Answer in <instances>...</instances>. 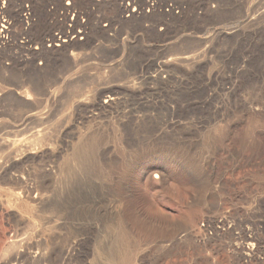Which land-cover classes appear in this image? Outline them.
I'll list each match as a JSON object with an SVG mask.
<instances>
[{"label": "rangeland", "instance_id": "obj_1", "mask_svg": "<svg viewBox=\"0 0 264 264\" xmlns=\"http://www.w3.org/2000/svg\"><path fill=\"white\" fill-rule=\"evenodd\" d=\"M44 2L47 0H15L14 6H6L10 33L0 36V88L9 79L29 81L28 76L19 75L26 61L34 69L46 66L50 80L60 70L64 77L88 74L94 80L85 88L82 100L91 99L97 90L116 93L119 109L132 110L133 117L142 120L133 128L137 136L159 137L151 148L152 157L144 158L141 148L131 151L117 145L116 127L109 123L101 142L91 150L73 140L80 149L68 152L72 162L62 172L55 170L43 181L35 167L19 171L24 180L29 182L30 177L33 185L40 186L46 204H60L69 222L79 220L90 239L87 262L119 264L128 246L138 245L141 251L130 264H263L264 0H94L89 9L87 0H52L48 12L74 8L67 16L58 10L60 16L45 25L53 27L52 35L65 30L70 38L75 37L66 53L47 42L42 47L33 43L30 38L37 35L38 28L31 30L32 37L21 35L26 11L29 9L35 23L33 8ZM133 12L138 14L136 19L131 17ZM236 27L239 32L231 36H213L214 31ZM52 49L58 52L57 63L48 66ZM63 53L74 62V68L66 65ZM185 56L193 57L170 67L163 82L149 86L134 80L141 64L151 72L152 63ZM56 85L53 89L62 92ZM74 89L69 86L62 93L51 122L78 100ZM38 103L31 105L42 114L47 105ZM0 110L17 121L29 109L2 101ZM6 121L7 117L0 119L1 166L12 156L1 145L4 138L26 142L20 123L11 128ZM104 145L115 146V163L107 161V156L97 159V149ZM189 147L194 149L189 153L191 168H185L187 171L176 169L160 156L162 149ZM0 190L5 201L9 200L6 193L20 192L8 181L2 182ZM9 204L4 202V210L0 207V231L5 239L10 223L5 222L4 212ZM137 213L181 224L189 233L171 245L164 233L142 228L139 217L135 221ZM35 214H26L34 223L27 230L22 228L25 232L21 230L20 237L25 239L21 242L29 246L38 241L46 264H62L61 238L73 225L57 231ZM248 244L254 246L251 257L242 251ZM22 260L27 262V257ZM65 264H76V260L67 259Z\"/></svg>", "mask_w": 264, "mask_h": 264}, {"label": "bare ground", "instance_id": "obj_2", "mask_svg": "<svg viewBox=\"0 0 264 264\" xmlns=\"http://www.w3.org/2000/svg\"><path fill=\"white\" fill-rule=\"evenodd\" d=\"M14 1L15 0H0V36H2L3 34L6 35L10 33V26L8 24V21L5 20V14H6V11L8 10L6 9V6L10 5L11 3L14 6V3H13ZM51 1L52 0H47V2H44L43 5L40 4L33 8L34 15L36 17L35 23H32L29 9L26 11L25 20L28 24H26L25 22V26L23 30L21 31V35L23 36L30 35L32 37L31 30L33 28L35 29L38 28L37 35L35 37L30 38V40L34 41L33 43L35 44L37 43L42 47L44 42H47L49 44V47L52 48L53 46H55L57 48H63L64 52L66 53V51L70 49L71 47H73V45L75 44L74 42L75 37L70 38L69 35L71 33L66 32L65 30H60L59 36L52 35L51 29H53V27H49L47 29L45 25L48 24V21H51V20L55 21L54 19H56L57 16H60L57 14L58 10H63L62 14L67 16L66 14L73 12L74 8L66 7L64 9L62 7H59V9H57L56 11L54 10V12L53 11L48 12L46 11V8ZM92 6H94V0H87L86 8L89 9ZM123 10L124 12H127L128 7H125ZM137 16H138L137 13L133 12L131 14L132 18L136 19ZM243 18L245 22H249L250 20V18L247 16H244ZM95 22H98V21H95ZM245 22L240 24V27H239L240 31L242 28L241 25L245 24ZM239 28L236 27L235 30L228 29V30L214 31L213 36L215 37L222 36L223 38L228 37L229 35L231 36L234 33H238ZM79 33L81 34L80 31ZM48 53L50 54L47 59L48 66H53L57 63V59L55 55L58 52L52 49ZM65 53L63 54L65 56L64 61L67 63L66 65H69L72 67L75 66L73 64L74 62L70 63ZM186 56L177 57V58L169 57L170 59H165V60L158 61L156 63H152L151 72H149L146 69L147 68L146 64L145 65L141 64V67H139L140 71L135 72L134 80L136 81L141 80V81L148 82L146 84L149 86L152 85L153 82H157V81L163 82L164 79L166 78L167 71L170 67L182 64L183 62H186L191 57H193V56L191 57H186ZM193 59H195V57ZM23 65H24L23 70H21L19 75L22 74V75L28 76L29 81L25 82L18 78L11 79V80L9 79V80H6V83L4 84V86L0 88V103L2 101H7V102L15 103L17 105H20V106H23L24 108L26 107L27 109H29L27 110L28 112L26 116L20 119L18 118L19 120L17 121H15L11 117V115L7 114L8 112L5 113L4 111L0 110V119L7 117V121H6L7 124H5L6 126L10 125L11 128H14V125L19 122L21 132H23L26 135L25 136L26 142L25 143L22 142L24 144L20 142L21 145H19L20 143H17V140L9 141L8 138H4V140H2V143H1V145L9 149L8 154L10 151L12 153V156H10L7 159L4 165L3 164L2 166L0 165V185L4 181L11 182L19 188L20 192L17 193L16 195L12 194V196H10L11 194L8 195V193L5 192L6 196L9 197V200L8 199L6 200H8L10 204L8 205V208L5 209V212L4 211L3 212L6 213L5 222L7 221L8 223H10L9 224L10 226L8 227L9 228L8 237L6 239L2 235V231H0V264H46V261H44L43 260L44 258H42V252L37 247L39 246V244L36 245V242L38 241L30 245L28 244L29 246L21 242V240L24 241L25 239V238L22 239V236L20 237L21 230H24L22 228L23 227L29 228L30 227L29 225L34 223V222H31V218L32 219L34 218L33 217L30 218L26 216V214H33L34 216L35 213H36L35 216L37 215L38 218H41L43 220V222L41 221L42 223L46 225H48L49 223H52L54 225L53 228L56 229L57 231H61L62 228H66L67 224L69 223L73 225V229H71L68 233L63 234L64 237L61 238V242L63 244L62 264H65V261L67 259H72V258L76 260V264H89V262H87L86 255L89 250V246H90L89 240L90 239L87 236V234L82 230V225L79 222V220L72 219L73 221L70 220L69 222V218H68L69 216L65 212L64 208L60 206V204L57 206L54 204H46V199H47L46 194L41 190L40 186L33 185L32 184L33 179L31 181L30 177H29V182H27L28 179L24 180V178L21 177L23 176L21 175L22 173H19V171L21 170L23 171L24 167H30V168L35 167L36 170L38 169L37 171L39 173L38 175L39 179L42 178L43 181L47 179V177H49L55 170L62 172L63 170L66 169V167H68V164L72 162V160H70L71 159L70 155L72 154L69 155L68 152L71 151L73 153L77 147L76 145L80 143L82 144V146L80 147L86 148V151L87 149L91 150L95 148L94 146L95 143L96 142L100 143L102 138L106 134V130L108 129L109 123H113L116 127V130L118 133V135L115 138L116 144L122 145L123 147L131 151H136L137 149L141 148V150L143 149L142 151L144 152L143 153L144 158L152 157L151 156L152 153H150L151 148L159 137L155 136V138H152L153 136L150 137L148 134H146V136H141V138L137 136V133L133 131V128L137 125H141L142 120L138 118L135 119L133 117L135 112L133 113L132 110L124 111L123 108H121L122 110L119 109L118 105L120 104L119 103L120 97L116 93H108V92L97 90L93 93V96H91L92 97L91 99L82 100L84 93L87 90L85 88L87 87L89 83H92L91 80H94V79H90L88 74L79 73V74H76L70 77H64L62 76L64 73H62V71L60 70L56 73L53 79L51 78L50 80L46 78V75L50 74L46 66H45L46 69L45 68L44 69H41V68L34 69L32 68L33 66L31 67L32 64L28 63L27 61ZM135 83H134V86H135ZM56 84L60 85V87L63 90L62 92L61 90L59 91V89H58L59 92H56L53 89V86ZM69 86L76 87V89H74L75 91L73 92H75V97H77L78 100L72 103L71 106L67 108V110L64 109L65 113L63 115L62 113L61 114L59 113L61 116L57 117L56 120L51 122V119L53 118L54 114L56 115V110H58L57 105L60 104L59 101L62 98L61 95L62 93H64V91H66V89L68 90ZM84 97L86 98V96ZM37 101L39 103L40 102L43 103V105L44 104L47 105L46 111L42 114H40L37 111V108L35 109L31 105L33 102H35L36 104ZM67 102L69 104V101ZM65 103H66V100H65ZM36 107L39 108V106H36ZM60 110L62 111L63 108ZM112 117H113V121L112 119H110ZM32 118H35V119L31 120ZM169 125L176 126L175 124H169ZM16 132L18 131L16 130ZM5 139H8V140H5ZM75 139H78L80 142L76 144L74 147L73 140ZM178 142H180V139H178ZM77 148H79V146ZM114 148H115L114 145L112 147L111 145L99 146L97 149V159L100 160L103 156H107L106 157L107 161H109L111 164L115 163L116 153H115ZM193 149L194 148L192 147H189L186 150H183L182 148H178L173 151L162 149L160 151V156L163 160L169 162L170 164H173L176 167V169L187 171V169L185 168H188V169L191 168V160L189 158V155H190L189 153L191 152V150L193 151ZM73 156L75 157L74 154ZM58 160L61 161L60 164L57 163ZM28 171L29 169L27 170V172ZM32 171H34V169ZM3 193H1V190H0V196ZM8 201L2 200L0 197V207L2 210H4L3 209L4 202L8 203ZM53 211H57L56 214L54 215L51 214ZM138 217H139V220H140L139 222L142 228H146L147 230L155 229V230L160 231L161 233H164L166 237L168 238L167 240L168 243H170L171 245L177 242V240H180L182 234L186 235L189 233L188 229L182 226L181 224H174V223L166 222L164 220H157L155 218H151L149 216H146L140 213L139 214L137 213V217L135 220L136 222L138 220L137 219ZM35 218L37 219V217ZM38 220L40 221V219H37V221ZM38 225H39V222H38ZM25 230L27 229L25 228ZM25 230L23 231V233L25 232ZM26 235L28 236L30 234H26ZM250 245L248 244V247L245 250H242L243 253L245 252V255L248 257H251L254 254V248H253L254 246H252L253 244L251 246ZM18 247L20 248V250H17L14 253L15 251L14 249H17ZM139 251H141V249L138 247V245H131L130 247L128 246V249H126L124 256L121 258L123 262H120V263L130 264L133 261L134 256H136V254ZM169 252L170 251H168V254ZM24 256L27 257V262H24L22 260V257Z\"/></svg>", "mask_w": 264, "mask_h": 264}]
</instances>
